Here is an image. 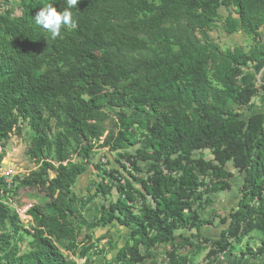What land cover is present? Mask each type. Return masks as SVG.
I'll return each mask as SVG.
<instances>
[{"label": "trees", "instance_id": "1", "mask_svg": "<svg viewBox=\"0 0 264 264\" xmlns=\"http://www.w3.org/2000/svg\"><path fill=\"white\" fill-rule=\"evenodd\" d=\"M236 1L233 9V0H79L69 9L75 27L53 38L34 16L50 3L62 11L66 0H0V147L27 127L26 156L37 166L10 185L0 175V264H159L153 251L167 246L163 263L195 264L187 253L204 244L216 264L264 235V113L252 114L259 91L240 80L264 64V0ZM225 8L236 17L223 18ZM222 19L227 35L251 38L250 54L216 44ZM106 148L129 166L120 164L126 177L94 161ZM228 167L242 177L240 200L208 220L209 195L231 190ZM91 170L101 181L81 197L74 190ZM26 189L44 198L34 196L23 226V206L10 203ZM93 202L96 228L130 232L124 247L75 222ZM216 218L220 237L201 239ZM248 256L264 262V240L257 250L247 244L240 257Z\"/></svg>", "mask_w": 264, "mask_h": 264}, {"label": "rangeland", "instance_id": "2", "mask_svg": "<svg viewBox=\"0 0 264 264\" xmlns=\"http://www.w3.org/2000/svg\"><path fill=\"white\" fill-rule=\"evenodd\" d=\"M10 2L13 5H17L19 6V0H10ZM236 4V3H235ZM236 8H238V5L236 4ZM232 11L230 9H223L221 11V15L223 18H228V16H231ZM224 28H225V24L223 19L221 20V22L219 23V28L217 31H215L214 33H211V37L214 39V41L216 42V44H218V46L223 50H229V49H235L237 47H240L241 45L244 44V37L245 35H243L242 33H238V34H234V35H227L224 32ZM246 38L250 39V37L245 36ZM242 43V44H241ZM241 84L243 85V83L241 82ZM133 115V114H132ZM136 119H142V118H148L145 116H138V118L133 115ZM108 128H110L111 126L108 125ZM29 129L25 126H23V133L21 135L15 134L11 137L10 141L8 142L7 146H6V150L2 151L1 147H0V170H3L4 172L8 171V170H12L15 171L19 170L20 172H22L25 175H29L31 172H35L37 170V166L34 165V163L32 161L29 160V158L26 156V142L28 141V135H29ZM17 132V130H16ZM136 150V148H131L129 149V153H134V151ZM95 156H94V161L95 162H102L104 163V161H109L110 162V169H116L118 171L121 172L123 177H126L128 172L124 169H122L120 167V164H125L126 163H120L119 159L116 155V153L111 152L108 148L106 149H96V151L94 152ZM205 156L207 158V160L213 158L212 154H210V152H206ZM195 157H199V154H196ZM128 166V165H126ZM141 166L143 168V170H145V164L141 163ZM127 168V167H126ZM129 168V166H128ZM228 169L230 171H232L235 174V177L231 180V190L229 192H225V193H218V194H214V195H209L211 200H212V204L210 206H207V208L205 209V211H203L201 214H203V216H206L210 219H212L215 214L214 213H219L220 214H227L231 209H234L237 207V204L239 202V197L240 195V191L239 193L236 194L235 192V185L238 186L241 183V178L240 176L237 175V173L231 168L228 167ZM129 170H131L129 168ZM3 172V173H4ZM19 172V173H20ZM98 172V171H97ZM97 172L94 170L88 171L86 173V175H84L80 180V184L82 183V186L85 187V190H82V187H77L75 188V192L76 194H78L79 196L82 197L83 196H88L85 195L88 192V189L91 185L92 182H95L96 180L98 182H100L101 180H98L97 178ZM239 189V188H238ZM81 191V192H80ZM85 192V193H84ZM19 194V198L18 201L21 202V204H18V201H15L14 203H10L11 205L13 204V206H23L26 207L24 205H35V203L37 204L39 202L38 198H44L43 193H39V191L37 190H22L20 192H18ZM37 196V197H34ZM19 202V203H20ZM230 202L233 203L230 206ZM25 209V208H24ZM87 213H85V218L89 223H94V218L96 216L99 215L100 212V208L98 205V202H93L92 205H90L86 211ZM218 220H220L219 218H216V223L217 225H219ZM26 226L27 224L24 223ZM224 228V227H223ZM85 231H87L89 234H95L97 237L98 236H102L108 232L111 233L112 239L113 241L118 242L119 244V248H122L126 245L127 241H128V237L130 236V232L127 231V229L125 228H117V227H109L107 229H100V228H94L91 230H88L85 228ZM129 233V234H128ZM102 234V235H101ZM262 240H264V235L262 233H254L252 234L247 240L244 241V243L238 247V250L235 252V255H237L238 257L241 256V252L246 250V246L247 244H249V246L255 250H257L260 245ZM29 241V239H28ZM99 246H103V244H99ZM165 251L169 250V247H164ZM163 255L159 258L158 263L162 264L163 263V257H164V253ZM203 251V250H202ZM204 255H206V251L203 252ZM111 257H113V255H111ZM228 257V256H227ZM227 257H226V261H227ZM229 257H232L231 255ZM228 257V258H229ZM241 259V257H240ZM250 260L251 262H255L257 264H264L263 262L259 261V260H254L252 259L251 256H248V258H246L245 260ZM98 261V259H95V263ZM86 259H81L78 261L79 264H86ZM93 263V264H95ZM103 264V263H101Z\"/></svg>", "mask_w": 264, "mask_h": 264}, {"label": "crops", "instance_id": "3", "mask_svg": "<svg viewBox=\"0 0 264 264\" xmlns=\"http://www.w3.org/2000/svg\"><path fill=\"white\" fill-rule=\"evenodd\" d=\"M235 1L236 0H233V9L236 8V4H235L236 2ZM225 9H230V8H225ZM230 10L232 11V13H231V16H228V17L231 19H234L236 17V15L232 9H230ZM261 33H262V41L264 43V33L263 32H261ZM243 37H244V44L241 45L240 47L242 49H244L248 54H250L254 50L256 45L252 44L250 39L246 38L245 36H243ZM240 80L243 83V86L253 85L259 91V94L254 101L255 108H254L252 114L256 115V114L264 113V64H256V65L244 68L243 69V75H242ZM82 183H83V180H82ZM82 183L81 184L79 183L78 187H82L83 188L82 190H85V187L82 186ZM241 186H242V178H241V183L238 186L235 185V188H237V189H235V192L237 190L236 194L239 193ZM239 199H240V197H239ZM232 204L233 203L230 202V206ZM214 214H216V213H214ZM228 214H229V212L227 213V215ZM202 216H203V214H202ZM203 217H205L208 220H212L214 218L213 217L212 219H210L206 216H203ZM86 222H88V221L86 220ZM218 223H219V225H217V223L215 221V223L212 226L211 225L204 226L200 232L201 239H203V238L212 239V240L218 239L220 237V234H221L223 227H224L221 225L220 220H218ZM119 228H121V227H119ZM110 236H111V233H110ZM184 236H188L187 233H184ZM98 237H100V236H98ZM179 242H182V241L179 240ZM106 243H107V241L102 242L103 246H105ZM164 251H165L164 247H161L158 250H154L153 251L154 255H152L153 260H159V258L163 255ZM187 255H190L191 258H194L195 263H200L202 261V259H204L203 251H201L200 253H196V252L193 253V250H192L190 253L188 252ZM111 258H112L111 256L108 257V259H111ZM101 263L106 264L104 260H98L95 264H101ZM143 264H149V260H146ZM162 264H169V262L162 263ZM222 264H257V263H255V262L253 263L249 259L248 260L240 259V257L235 255V256L227 258V261H225V263L223 262Z\"/></svg>", "mask_w": 264, "mask_h": 264}, {"label": "clouds", "instance_id": "4", "mask_svg": "<svg viewBox=\"0 0 264 264\" xmlns=\"http://www.w3.org/2000/svg\"><path fill=\"white\" fill-rule=\"evenodd\" d=\"M78 3L79 0H66L67 7H65L62 11H57L50 3L46 7H42L35 14V23L55 38L60 35L62 26L75 27L72 14L69 9L75 7Z\"/></svg>", "mask_w": 264, "mask_h": 264}, {"label": "built area", "instance_id": "5", "mask_svg": "<svg viewBox=\"0 0 264 264\" xmlns=\"http://www.w3.org/2000/svg\"><path fill=\"white\" fill-rule=\"evenodd\" d=\"M14 170L15 171H13L12 168H11V170H8V171H6L4 173H3L2 170H0V175L3 176L6 179V183L8 185L11 184L13 177L18 175L19 172H20L19 170H16V169H14ZM20 173H22V172H20ZM30 209H31V206H29V205H26V207H17L16 208V213H17L18 217L20 218L21 223L23 225H25L24 223H26L27 224L26 226H28L29 222L31 221V218L28 216V211ZM210 249H211V245L210 244H204L202 246V250H203V252L206 251V255H204V259H202V261L200 263H195V264H211V260L209 258L207 259L208 254L210 252ZM227 256L229 257V255L226 254V253L220 254L218 256V258H217V263L216 264H222L223 262L225 263Z\"/></svg>", "mask_w": 264, "mask_h": 264}, {"label": "water", "instance_id": "6", "mask_svg": "<svg viewBox=\"0 0 264 264\" xmlns=\"http://www.w3.org/2000/svg\"><path fill=\"white\" fill-rule=\"evenodd\" d=\"M235 2H236V4H237V1H235ZM262 32L264 33V27H263ZM75 222H76L77 224H79V225H81V226L87 228L88 230H91V229L96 228L95 225H93V224H91V223H88V222H86V221L76 220Z\"/></svg>", "mask_w": 264, "mask_h": 264}]
</instances>
